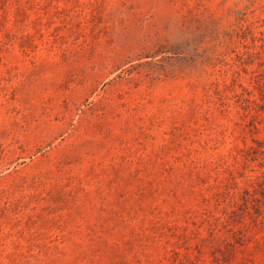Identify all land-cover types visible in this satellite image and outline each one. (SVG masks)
I'll return each mask as SVG.
<instances>
[{"label": "rangeland", "instance_id": "obj_1", "mask_svg": "<svg viewBox=\"0 0 264 264\" xmlns=\"http://www.w3.org/2000/svg\"><path fill=\"white\" fill-rule=\"evenodd\" d=\"M0 264H264V0H0Z\"/></svg>", "mask_w": 264, "mask_h": 264}]
</instances>
